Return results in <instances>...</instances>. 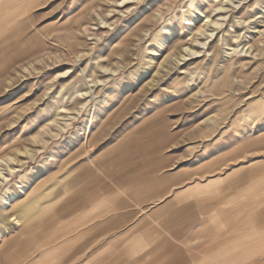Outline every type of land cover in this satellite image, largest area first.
<instances>
[{
  "label": "rangeland",
  "instance_id": "rangeland-1",
  "mask_svg": "<svg viewBox=\"0 0 264 264\" xmlns=\"http://www.w3.org/2000/svg\"><path fill=\"white\" fill-rule=\"evenodd\" d=\"M121 1L0 0V167L9 178L0 194L17 193L0 214V264L28 261L16 246L5 258L6 243L21 237L10 215L23 210L21 225L36 224L66 196L70 174L88 165L107 174L124 157L162 159L159 175L182 169L183 187L201 182L168 199L218 224L214 243L264 242V228L240 225L264 194V145H249L264 137V0H143L129 9ZM102 16L113 25L97 29ZM57 110L61 123L75 117L64 130L49 124ZM137 138L152 144L127 145ZM205 241L206 260L188 264H249L247 253L234 261V248L216 255Z\"/></svg>",
  "mask_w": 264,
  "mask_h": 264
},
{
  "label": "crops",
  "instance_id": "crops-1",
  "mask_svg": "<svg viewBox=\"0 0 264 264\" xmlns=\"http://www.w3.org/2000/svg\"><path fill=\"white\" fill-rule=\"evenodd\" d=\"M256 139L249 145H264V137ZM151 144L140 138L127 143L133 147ZM114 161L113 167L107 168V174H100L89 165L82 176L70 174L66 196L54 206L46 207L36 224L21 225L23 210L10 215L9 221H13L14 216L19 218V222H13L21 226V237L6 243L5 258H12L17 251L21 257L27 254L25 264H188L191 260H206L204 239L207 238L211 239L212 252L216 255L231 253L234 248L231 260L240 261L247 253L249 264H264V242H242L234 236L228 241L214 243L220 236L218 224L196 219L192 206L173 207L169 202L173 189L184 196L197 192L203 185L196 182L183 187V182H190L185 171L159 175L158 161L163 160L157 157H145L142 162L136 157ZM261 178L264 182V175ZM258 182L252 180L250 189L256 188ZM12 191L6 187L0 194V214L11 211L13 202L7 207L2 201ZM247 208L248 217L240 221V225L252 227L255 224L264 228V194ZM182 214H186V218L177 221ZM228 227L237 228L236 224ZM181 239L184 241L180 242ZM190 245L196 246L191 248L193 253H189ZM245 246H249V250L240 251ZM208 259L229 258L214 256Z\"/></svg>",
  "mask_w": 264,
  "mask_h": 264
},
{
  "label": "bare ground",
  "instance_id": "bare-ground-1",
  "mask_svg": "<svg viewBox=\"0 0 264 264\" xmlns=\"http://www.w3.org/2000/svg\"><path fill=\"white\" fill-rule=\"evenodd\" d=\"M34 1V0H33ZM108 1V0H107ZM143 0H122L121 2H116V5L115 6H117V7H123V8H126V9H129L128 7H127V5L128 4H131V3H141ZM191 6H195L194 5V3L192 2L191 3ZM220 9H224L223 7H220ZM108 12L109 13H111V12H113V14H111L112 15V17H115L116 16V12H117V9L116 8H110V9H108ZM120 12H122V11H120ZM124 12V11H123ZM110 15V14H109ZM100 16V15H99ZM206 18V17H205ZM187 20H188V22L186 23V24H189V25H192V21H190V19H188L187 18ZM101 24H104V25H100L97 29H100V28H109L110 26H112L113 24L112 23H110V20L109 19H107V17H103L102 16V18H101ZM213 22V21H212ZM211 23V22H210ZM213 24H214V26H216V28H220L221 26H222V23L220 22V20L219 19H216L214 22H213ZM91 28L92 27H86V31H90L91 30ZM166 28V27H165ZM202 29V28H201ZM202 31V30H201ZM200 31V32H201ZM169 32V31H168ZM82 33V32H81ZM79 35H80V33L77 35V37H79ZM209 37V36H208ZM81 39V38H80ZM149 49H151V48H149ZM193 49V48H192ZM192 49H190L192 52H190L189 50V52L190 53H194V54H198L199 52L198 51H195V50H192ZM231 50H233V53L234 52H237L236 50H237V48L236 47H233ZM248 50V49H247ZM251 53V52H250ZM117 54V53H116ZM85 57V55H82L79 59H83ZM67 73V72H66ZM67 75V74H66ZM88 81V80H87ZM93 82H95V83H97L98 81H94V80H92ZM90 82V81H89ZM63 87V86H62ZM77 92V93H76ZM59 93V92H58ZM74 93H76L77 94V97L78 96H82V95H84V93H78V91H75ZM86 93V92H85ZM89 93V92H88ZM87 96V95H86ZM55 98V97H54ZM82 106V105H81ZM62 107H64V106H62ZM60 109H62V108H60ZM80 110V109H79ZM61 111H63V112H66V113H68L67 111H69V110H67L66 108H63ZM61 111H59V110H57L56 112V114H54V116H53V118H50L49 119V124H55L56 126H58V128L60 129V130H64L68 125H70V123H69V121L70 120H72L73 118H75V117H68L67 119H66V122L65 123H61L59 120H58V118L57 117H59V115H60V112ZM70 112V111H69ZM79 112V111H78ZM70 114V113H69ZM68 115V114H67ZM62 116V115H61ZM70 116V115H69ZM59 119H61V118H59ZM65 120V119H64ZM90 122V121H89ZM88 127H89V123H88ZM58 134V133H57ZM56 133L54 134V135H57ZM10 169V172L11 173H15V172H17L18 170H17V168H15V167H10L9 168ZM7 180H9V178H8V176H6V175H4V172L2 171V168L0 167V186L1 185H4V181H7ZM19 187L20 188H23L22 189V191H25V187H22L21 185H19ZM16 200V194L15 193H13V192H11L8 196H5L4 198H3V205L4 206H10L11 205V203L12 202H14ZM3 208V207H2ZM4 209V208H3ZM13 221H15V222H19V218L18 217H16V216H14L13 217Z\"/></svg>",
  "mask_w": 264,
  "mask_h": 264
}]
</instances>
